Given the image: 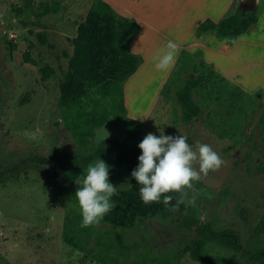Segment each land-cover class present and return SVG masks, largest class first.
Wrapping results in <instances>:
<instances>
[{
	"label": "rangeland",
	"instance_id": "rangeland-1",
	"mask_svg": "<svg viewBox=\"0 0 264 264\" xmlns=\"http://www.w3.org/2000/svg\"><path fill=\"white\" fill-rule=\"evenodd\" d=\"M91 1L0 0V171L6 173L0 183V264H203L184 249L203 222L236 230L244 246L263 245L264 233L256 235L255 229L264 212V76H251L237 59L227 72H248L241 90L219 74L224 72L208 75L211 67L205 60L200 64L204 58L199 50L180 52L168 71L155 67L154 57L168 41L180 44L190 38L193 23L210 10L212 0H137L135 7V1L110 0L138 14L136 37L142 36L145 44L135 47H146L147 62L124 86L128 119L109 117L83 145L66 128L58 99L71 38ZM239 1L234 0L231 12ZM263 3L257 0V13ZM26 51L35 64L26 61ZM97 57L98 72L103 73L108 56L103 52ZM44 64L54 70L47 78L40 71ZM192 72L204 75L194 92L200 112L185 123L176 91ZM161 132L183 134L193 146L197 141L209 144L224 164L193 181L194 207L175 204L168 217L149 214L133 228L103 219L81 227L76 181L90 163L101 159L109 166V182L116 190L129 185L110 154L78 171L57 160L36 159L49 157L61 145L87 155L104 138L139 145L148 133L159 137ZM66 218L75 226V243L65 240Z\"/></svg>",
	"mask_w": 264,
	"mask_h": 264
},
{
	"label": "trees",
	"instance_id": "trees-1",
	"mask_svg": "<svg viewBox=\"0 0 264 264\" xmlns=\"http://www.w3.org/2000/svg\"><path fill=\"white\" fill-rule=\"evenodd\" d=\"M257 18V11L242 14L237 5L233 12L229 10L217 22L209 17L205 18L197 25L195 34L199 36L211 30L217 38L227 37V42L231 43L239 34L248 31ZM139 30L136 19L121 15L106 0H92L84 23L77 26L76 33L71 38L72 52L60 79L58 106L66 128L78 143L86 144L88 138L93 136L94 128L104 124L109 117L122 121L128 119L124 86L142 62V56L130 49V42ZM103 52L108 56L109 62L105 72L100 73L97 56ZM24 58L35 64L27 51L24 52ZM203 63L204 60H201L200 64ZM208 64L211 67L208 75L216 74L212 65ZM40 71L43 78L54 72L48 64L41 66ZM203 80V74L192 72L176 91L181 119L185 123L192 121L200 112L194 92ZM129 132L127 129L125 134ZM77 154L61 145L49 157L36 159L46 163L57 160L78 171L94 159L110 154L129 185L117 189L111 197L110 202L115 206L104 215L105 222L127 229L133 228L139 218L149 214L162 218L170 215V209L178 200L177 192L166 194L172 197L167 206L163 203V196L160 202L149 204H145L140 197L141 185L131 175L142 154L138 145L108 137L97 143L89 154H81L80 151ZM5 175V172L0 171V183ZM192 222L194 225L198 224L196 221ZM64 226L65 240L75 243V226L72 220L66 218ZM261 233H264V212L255 229L256 235ZM184 249L192 260L203 264H264V244L244 246L236 230L214 229L209 222L198 224L194 237Z\"/></svg>",
	"mask_w": 264,
	"mask_h": 264
},
{
	"label": "clouds",
	"instance_id": "clouds-1",
	"mask_svg": "<svg viewBox=\"0 0 264 264\" xmlns=\"http://www.w3.org/2000/svg\"><path fill=\"white\" fill-rule=\"evenodd\" d=\"M177 51L178 45L168 41L154 57L155 67L160 71L170 70L175 64ZM138 147L142 154L131 175L141 185L139 193L145 204L160 202L163 196V203L167 206L172 197L166 194L177 192L180 194L177 206L184 203L194 207L196 188L193 181L201 180L209 171L219 170L224 164L209 144L197 141L194 146L190 145L183 134L172 136L161 132L158 137L148 133ZM196 164L198 169L194 167ZM84 173L76 181L79 187L75 197L81 210V227H89L99 224L115 206L110 201L116 187L109 182V166L101 159L90 163Z\"/></svg>",
	"mask_w": 264,
	"mask_h": 264
},
{
	"label": "crops",
	"instance_id": "crops-1",
	"mask_svg": "<svg viewBox=\"0 0 264 264\" xmlns=\"http://www.w3.org/2000/svg\"><path fill=\"white\" fill-rule=\"evenodd\" d=\"M106 1L109 3L111 2L110 0H106ZM131 1H135L134 3H132V5L134 4L133 6L135 7V3L137 2V0H131ZM173 3L167 2L168 5L171 4L173 5ZM213 3L215 2H213L212 0L210 4L211 5L210 10H208L206 14L203 15V17H200V20L197 19L196 22L193 23L192 29L188 34L190 38H187L186 42H180V44H177L178 51L176 55H178L182 51L193 52L199 50L204 58L203 60H205L207 63H210L212 65V69L216 73H219V71L224 72L226 75L222 73L219 74L231 80V82H233L236 86H238L241 89L242 87H245L246 75H248V72H242L241 69L231 71L230 73L227 72V69L234 68L231 65L236 64L237 59H241L240 65L242 64L243 66H245V68L249 69L251 76L255 74H256L255 76L258 75L264 76V23H263L264 3L262 9L258 13V18L256 23L248 31L239 34L234 40H232L231 43L227 42L228 40L227 37L217 38L213 33V31L211 30L206 31L199 36H193L192 34V32L195 31L197 25L207 17L211 18L214 22L219 21L220 18H222L231 9L234 0H226L225 3L223 2L219 4H213ZM110 4L121 15L134 18L137 20V22L139 21L137 17L138 14L133 10V7L123 6L117 1L116 2L114 1L113 3ZM136 35L134 36L135 39L133 38L134 40L132 39L130 42V49L131 51L138 53L142 56V62L138 66L137 70L130 76L129 79H133V77H136L139 71L141 70V68L145 66L147 62L145 61V56H144V53L147 51L145 49L146 47L145 46H143V48L135 47V45L138 44H145V40L144 38H141L142 36L136 37ZM248 52H251L253 54L250 57V59H248L246 62V60H243V58L247 59L246 54ZM228 59H235V60H232L228 63L227 62ZM256 59H260V60H256ZM243 61H245L246 64ZM125 106H126V102H125ZM261 129H262V135L264 137V122L261 126Z\"/></svg>",
	"mask_w": 264,
	"mask_h": 264
},
{
	"label": "water",
	"instance_id": "water-1",
	"mask_svg": "<svg viewBox=\"0 0 264 264\" xmlns=\"http://www.w3.org/2000/svg\"><path fill=\"white\" fill-rule=\"evenodd\" d=\"M257 6V0H240L238 3V7L242 14L256 11Z\"/></svg>",
	"mask_w": 264,
	"mask_h": 264
}]
</instances>
